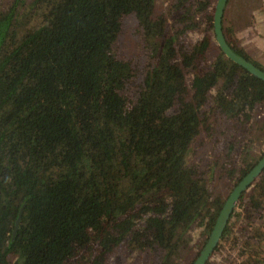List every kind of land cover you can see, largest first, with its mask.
Masks as SVG:
<instances>
[{"label":"trees","instance_id":"16d2710c","mask_svg":"<svg viewBox=\"0 0 264 264\" xmlns=\"http://www.w3.org/2000/svg\"><path fill=\"white\" fill-rule=\"evenodd\" d=\"M215 2L0 8V264L110 262L96 245L114 252L111 264L194 263L229 193L264 155L251 147L264 140V81L219 48ZM200 14L203 35L189 42ZM133 15L138 56L127 59L120 38ZM215 135L212 153L194 160L196 142ZM194 240L199 253L187 259ZM236 246L231 264H264V172L215 252Z\"/></svg>","mask_w":264,"mask_h":264},{"label":"rangeland","instance_id":"374dc122","mask_svg":"<svg viewBox=\"0 0 264 264\" xmlns=\"http://www.w3.org/2000/svg\"><path fill=\"white\" fill-rule=\"evenodd\" d=\"M217 1V0H216ZM174 0H157V7L159 11H166L172 10L171 5L173 4ZM13 0H0V8L7 9ZM216 2L213 4L212 8L215 6ZM171 14V13H170ZM170 14L167 15L168 19L173 22V19L177 12L173 14L170 18ZM197 26L191 30L189 33L188 41L193 42L199 39L203 35V30L205 27V17L203 14H200L196 18ZM223 24L225 29H227V33L232 40L237 42V44L245 49L246 53H248L249 57L259 63L261 66L264 67V0H229ZM138 25L137 18L135 16H130L126 19L125 22V31L124 34L120 38V50L121 54H124L125 57L132 58L134 56L137 57L136 52V44L139 39V35L135 32V28ZM195 31V33H193ZM128 59V58H127ZM148 61L147 57L142 56L141 59L137 62L140 66H144ZM135 62V60H134ZM215 93V90L213 91ZM252 133L255 132V127H252ZM218 135L213 136V138H209L208 136L204 137L205 142L201 144V140L197 141L196 146V153L191 154L194 160H200V157L205 155H210L212 152V148L210 143H214V139H216ZM208 138V139H207ZM211 141H210V140ZM222 145H220V148ZM256 155L263 153L264 151V140L260 141L255 139L251 146ZM224 192V190H221ZM227 191V190H226ZM243 218L239 219L237 225L234 229L235 234L239 233L242 230L241 222ZM235 222L233 221L232 224ZM199 231L195 232V238L197 239L199 236ZM238 235V234H237ZM233 236H231L232 238ZM227 240L226 245L229 246L233 240ZM199 240V238L197 239ZM229 241V242H228ZM196 240L192 241L188 244L185 249V252L189 250V254L186 255L187 259H191L195 257L199 252L196 248L194 251L190 250V248L194 247ZM236 246L234 249L229 248H222L217 252H214L212 257L210 258L209 264H231L233 261L238 260L240 254V248ZM195 252V253H194ZM113 253H103L102 248L99 245H96L94 254L98 257H107V260L110 262H106L105 264H111V256ZM122 252H119L121 255ZM127 260V259H126ZM114 263V262H113ZM125 263V261H124ZM75 264H85L84 260L81 256L75 259Z\"/></svg>","mask_w":264,"mask_h":264},{"label":"water","instance_id":"95a60500","mask_svg":"<svg viewBox=\"0 0 264 264\" xmlns=\"http://www.w3.org/2000/svg\"><path fill=\"white\" fill-rule=\"evenodd\" d=\"M229 0H217L214 10V33L222 52L231 61L246 69L253 76L264 81V70L246 57L238 54L228 42L224 31V15ZM264 172V155L250 171L234 186L226 198L213 226V229L193 264H207L218 247L241 197ZM22 212V211H21ZM21 213L16 221L14 235L20 222Z\"/></svg>","mask_w":264,"mask_h":264},{"label":"flooded vegetation","instance_id":"af4514ba","mask_svg":"<svg viewBox=\"0 0 264 264\" xmlns=\"http://www.w3.org/2000/svg\"><path fill=\"white\" fill-rule=\"evenodd\" d=\"M261 68V67H260ZM263 69V68H262ZM264 70V69H263Z\"/></svg>","mask_w":264,"mask_h":264}]
</instances>
